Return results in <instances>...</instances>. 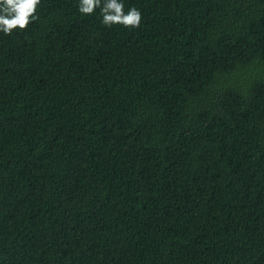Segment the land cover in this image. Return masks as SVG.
Listing matches in <instances>:
<instances>
[{"label":"trees","instance_id":"16d2710c","mask_svg":"<svg viewBox=\"0 0 264 264\" xmlns=\"http://www.w3.org/2000/svg\"><path fill=\"white\" fill-rule=\"evenodd\" d=\"M77 4L0 33V264H264V0Z\"/></svg>","mask_w":264,"mask_h":264},{"label":"clouds","instance_id":"9594fccd","mask_svg":"<svg viewBox=\"0 0 264 264\" xmlns=\"http://www.w3.org/2000/svg\"><path fill=\"white\" fill-rule=\"evenodd\" d=\"M40 0H0V33L10 34L13 29H24L34 15ZM77 10L81 14H92L98 10L104 25L119 24L137 27L141 19L139 9L129 7L125 10L124 0H78Z\"/></svg>","mask_w":264,"mask_h":264}]
</instances>
